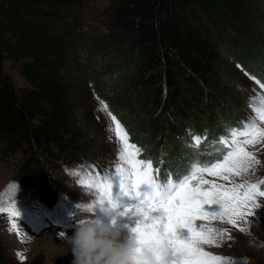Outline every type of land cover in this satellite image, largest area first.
Returning a JSON list of instances; mask_svg holds the SVG:
<instances>
[{"label":"trees","instance_id":"1","mask_svg":"<svg viewBox=\"0 0 264 264\" xmlns=\"http://www.w3.org/2000/svg\"><path fill=\"white\" fill-rule=\"evenodd\" d=\"M92 14L89 0H0V168L48 208L57 167L109 156L86 85L164 175L193 157L189 130L208 160L211 141L245 122L234 67L264 84V0H109L100 30ZM6 64L27 87L14 88Z\"/></svg>","mask_w":264,"mask_h":264},{"label":"snow or ice","instance_id":"2","mask_svg":"<svg viewBox=\"0 0 264 264\" xmlns=\"http://www.w3.org/2000/svg\"><path fill=\"white\" fill-rule=\"evenodd\" d=\"M251 78L264 89L258 78ZM249 107L253 112L250 120L211 141L212 145L220 146L215 158H199L201 137L189 130V147L195 150L193 157L184 168L175 173L169 170L164 175L160 167H153L151 159L141 158L142 149L129 142L123 126L108 113L112 121L109 131L118 146L114 170L103 175L98 172L71 175L80 177L79 184L95 194L94 202L86 204L87 211L95 213L99 209L108 214L110 223L122 229L125 243H135L137 258L130 264H143L138 257L145 249L152 251L156 264H234L227 257L205 251L204 246L219 247L227 235L226 230L212 227V221L236 226L238 220L258 215L256 199L264 197L261 190L264 180L240 183L233 180L259 163L246 147L264 141V92H257ZM103 108L106 110L107 105ZM163 163L161 159L160 164ZM206 176L228 181V185L210 181ZM0 212L8 215L9 232L19 234L13 219L19 216L15 202L8 205L0 202Z\"/></svg>","mask_w":264,"mask_h":264},{"label":"rangeland","instance_id":"3","mask_svg":"<svg viewBox=\"0 0 264 264\" xmlns=\"http://www.w3.org/2000/svg\"><path fill=\"white\" fill-rule=\"evenodd\" d=\"M89 1L93 7V28L100 30L101 16L99 14L105 9L109 0ZM83 60L85 62V59ZM234 68L239 81L247 86L244 92L245 105L247 106L244 113L246 122L253 117L252 109L249 107L251 99L256 97L257 92H264V89H261L251 77L245 75L237 67ZM5 72L17 91L27 87V83L15 67L6 64ZM84 99L95 116L96 129L99 134H102L103 141L109 149V156L94 164L84 162L57 167L54 176L57 180L56 188L59 191V200L51 208L40 202L36 191L20 188L10 182L8 170L0 168V202L5 205L15 202L19 212L18 218H13L17 223L19 234L15 231L9 232L8 215L5 212H0V242L4 250L5 264H23L39 254L44 257L43 264H63L71 256L67 238L76 231L77 220L98 218L104 222H110L109 215L100 212L99 209L95 213L78 210L77 216L73 215L76 213L75 205L77 203L92 204L95 194L81 186L79 184L80 177L73 176L71 173L78 172L83 176L85 173L95 175L98 172L103 175L106 171H113L118 147L114 135L109 131L112 121L108 115L110 112L108 106L106 110L103 108L106 105L104 99L96 96L89 85H86ZM188 141L190 143L191 138ZM246 150L251 152L259 163L254 164L243 177L233 178L234 182L264 180V141L254 146H247ZM93 168L95 172L92 171ZM205 178L218 184L228 185V181L218 177L206 176ZM256 203L259 204V208L255 210L258 215L238 220L236 226L220 220L212 221V227L226 230L227 235L220 241L219 247L204 246V250L227 257L234 264H264V197H257ZM240 228H244L246 231L241 232ZM60 233H63V237L60 236Z\"/></svg>","mask_w":264,"mask_h":264},{"label":"clouds","instance_id":"4","mask_svg":"<svg viewBox=\"0 0 264 264\" xmlns=\"http://www.w3.org/2000/svg\"><path fill=\"white\" fill-rule=\"evenodd\" d=\"M75 208L74 216L78 210L87 211V206L81 202ZM76 223V231L67 238L73 257L71 264H130L137 258L135 243H125L119 226L98 218H82ZM138 258L143 264H156L151 250L145 249Z\"/></svg>","mask_w":264,"mask_h":264}]
</instances>
